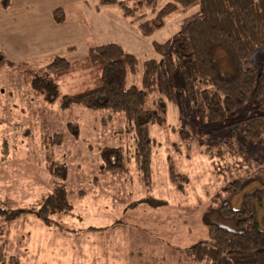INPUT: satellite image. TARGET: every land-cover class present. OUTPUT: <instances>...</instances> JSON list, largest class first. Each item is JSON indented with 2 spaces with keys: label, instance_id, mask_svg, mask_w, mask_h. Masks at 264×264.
Wrapping results in <instances>:
<instances>
[{
  "label": "rangeland",
  "instance_id": "rangeland-1",
  "mask_svg": "<svg viewBox=\"0 0 264 264\" xmlns=\"http://www.w3.org/2000/svg\"><path fill=\"white\" fill-rule=\"evenodd\" d=\"M30 1L35 0H9L7 4L0 0V9L5 7L6 13L13 14L21 5H32ZM37 1L42 9L62 7L66 11L68 19L62 28L67 32L61 33L60 38L75 41V55L67 53L70 59L85 54L86 42H91L90 47L103 37L121 43L135 54L136 81L143 59L159 61V82L169 125L194 129L202 142L196 138L188 152L183 144L177 150L173 144L177 141L176 134L166 127L152 125L151 134L156 142L152 145L153 182L149 189L134 164L121 175L103 171L100 146L131 143L129 135L116 132L123 119L115 116L113 122L104 125L101 118L109 112L104 108L81 105L61 108L58 100L46 101L45 95L30 83L31 68L46 61L3 62L0 65V207L20 208L22 212L1 225V248L18 255L20 264H185L182 249L207 237L200 217L212 195L224 183L264 163V141L250 143L232 132L237 124L255 114L256 103L250 101L223 120L213 122H203L188 111L182 112L175 90L178 79L169 54L152 46L153 40L165 41L189 20L202 15L203 8L196 4L173 14L153 34L142 36L135 25L113 10L118 9L115 5L96 9L95 23L91 22L85 30L83 25L76 29L77 22L69 19L72 17L67 13L77 0ZM80 1L83 6L93 8L98 3V0ZM8 7L12 8L7 11ZM9 27L6 23L5 29ZM32 50L30 46L16 44L13 56L22 59ZM250 59L261 64L264 47L253 50ZM85 86L86 76L76 71L61 79L58 91L70 93ZM73 124L79 126L77 137L71 133ZM57 131L62 133L63 140L52 150L55 160L68 166L62 181L72 209L54 213L44 222L36 211L40 200L52 190L53 179L48 172L42 136ZM229 137L235 145L232 152L226 141ZM169 158L173 159L175 170L188 177L182 189L168 178ZM259 187L264 190L260 182H250L233 196L231 204L238 207L245 192ZM154 203L158 204L153 206ZM256 216L259 226L264 228V196Z\"/></svg>",
  "mask_w": 264,
  "mask_h": 264
},
{
  "label": "trees",
  "instance_id": "trees-1",
  "mask_svg": "<svg viewBox=\"0 0 264 264\" xmlns=\"http://www.w3.org/2000/svg\"><path fill=\"white\" fill-rule=\"evenodd\" d=\"M196 4L203 8L202 15L189 20L165 41H152L157 51L169 54L178 79L175 86L178 105L182 112L188 111L203 122H213L223 120L254 101L255 114L237 124L232 132L250 143L263 142L264 61L254 64L250 57L253 50L264 47V0H98L95 8L117 6L120 14L135 25L142 36H150L164 26L170 16ZM53 12L57 19L63 15L62 7ZM3 62L12 63L0 51V65ZM160 66L156 59H143L136 81L135 54L117 42H107L88 47L76 60L55 55L46 64L31 68L30 83L45 95L46 101L58 100L61 108L81 105L108 110L101 118L104 125L120 116L123 120L116 132L129 135L131 143L100 146L101 169L121 175L134 164L149 189L153 182L152 145L156 142L151 134L152 125L173 131L177 136L173 143L177 150H181L183 144L188 152L191 141L196 138L202 142L194 129L169 125L167 104L159 82ZM76 71L86 76L87 86L59 94L61 79ZM73 125L74 128L69 127L77 137L79 126ZM42 137L53 186L40 200L36 215L47 222L52 214L71 210L72 202L62 181L67 176L68 166L56 161L52 150L55 144L62 142L63 135L57 131L44 133ZM226 141L232 152L235 148L232 138ZM168 161L169 180L177 188H184L187 175L175 170L173 159ZM253 181L264 185V163L224 183L212 195L200 217L207 237L182 249L185 264H264V228L259 226L256 216L263 200V188L245 192L238 207L231 204L233 196ZM21 212L20 208L0 207V238L1 225ZM1 247L0 264H20L18 255Z\"/></svg>",
  "mask_w": 264,
  "mask_h": 264
},
{
  "label": "crops",
  "instance_id": "crops-1",
  "mask_svg": "<svg viewBox=\"0 0 264 264\" xmlns=\"http://www.w3.org/2000/svg\"><path fill=\"white\" fill-rule=\"evenodd\" d=\"M35 3H37V5H35ZM30 4L32 5H29L27 7L23 5H21L18 8L15 7L17 8V12L13 14L6 13L5 7L0 9V51L9 60H11L12 63H17L16 60L18 61L21 60L22 63H26V64L28 62H36V61H40V62L46 61L47 63L55 55H61L66 57L67 59H70L67 55V53L70 52H73V56H74L75 55L74 51L76 48L75 41H70V40L66 41L65 39L63 40L62 38H60L61 33L64 34L67 32V30L64 31L65 28H62V26L66 24V20L68 19V17L65 16L66 11L64 12L63 10V15L61 16V18L57 19L53 12L54 7L42 9L39 6V1L37 0H35L34 2L30 1ZM105 7L111 8L112 5H108ZM10 8L12 7H8L7 11ZM108 10L110 11V13H113L111 9ZM113 10L117 11V13L120 15L118 9L113 8ZM97 12L99 13L100 11ZM67 13H69V15L72 17L69 19H73V21L77 22V25H75L76 29H80L81 26L83 25L85 27V30H87V26L89 27L91 22L95 23L97 18L95 16L97 14L96 8H93L92 6L85 7V5L83 6L82 1L80 0H77L76 3L72 6V8L69 9V12L67 11ZM75 17H77L76 20H74ZM171 17L172 16H170L169 18ZM6 23L10 25L9 30L5 29ZM68 26H70V24ZM88 33H91V31ZM137 37H135V39ZM101 41L115 42L114 40L113 41L106 40V38L101 37L99 42H95V43L98 44L107 43ZM90 43L91 42H86L87 48L89 47L88 45ZM16 44L23 45L26 48L30 46L34 51L32 50L29 53L26 52V56L28 57H21L22 59H17L15 56H13V47H15ZM123 47L127 49L125 46ZM76 59L78 58H72L70 60H76ZM36 67H40V66H36Z\"/></svg>",
  "mask_w": 264,
  "mask_h": 264
}]
</instances>
